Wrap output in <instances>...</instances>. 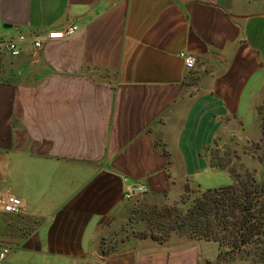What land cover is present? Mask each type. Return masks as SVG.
<instances>
[{"label": "crops", "instance_id": "obj_1", "mask_svg": "<svg viewBox=\"0 0 264 264\" xmlns=\"http://www.w3.org/2000/svg\"><path fill=\"white\" fill-rule=\"evenodd\" d=\"M17 31L19 55L0 50V264L213 261L210 240L123 233L122 194L228 183L215 152L237 148L264 96V0H0V39Z\"/></svg>", "mask_w": 264, "mask_h": 264}, {"label": "rangeland", "instance_id": "obj_2", "mask_svg": "<svg viewBox=\"0 0 264 264\" xmlns=\"http://www.w3.org/2000/svg\"><path fill=\"white\" fill-rule=\"evenodd\" d=\"M263 99L255 106L253 117L250 116L251 114H245L247 116L245 120L248 124L244 132H239L237 148H233L232 144L231 149L225 146L221 152H215L216 162L229 176L228 183H235L237 180L243 179L245 174L253 176L256 182L263 180V144L260 114L257 112V108L262 104ZM202 190L199 186L184 183L181 190L174 195L152 193L147 190L138 193L130 198L133 206L126 226L122 227L121 230L127 235L135 230L136 236H142V238H147L148 234L156 235L157 238H164L167 234L170 237L168 248H181L189 245L192 240L188 239L194 238L189 235L187 224L182 221L181 217L185 215L193 199L198 197ZM196 245L205 255H211L216 248L212 242H207L206 245L202 243ZM250 250L249 255H244L243 253H225L222 248H218L216 258L213 261L210 262L205 258L200 264H264L257 259L253 252L255 249L252 247Z\"/></svg>", "mask_w": 264, "mask_h": 264}, {"label": "trees", "instance_id": "obj_3", "mask_svg": "<svg viewBox=\"0 0 264 264\" xmlns=\"http://www.w3.org/2000/svg\"><path fill=\"white\" fill-rule=\"evenodd\" d=\"M257 112L263 144V180L256 182L245 174L235 183L205 188L181 219L191 238L213 241L225 253L249 255L253 247L257 259L264 263V99ZM147 237L162 243L169 236Z\"/></svg>", "mask_w": 264, "mask_h": 264}, {"label": "built area", "instance_id": "obj_4", "mask_svg": "<svg viewBox=\"0 0 264 264\" xmlns=\"http://www.w3.org/2000/svg\"><path fill=\"white\" fill-rule=\"evenodd\" d=\"M76 25H65L59 29L46 30L40 35L33 37L32 45L34 48H40L42 43L46 40L64 39L73 35L77 31ZM25 36L22 32L17 31L12 36L4 39H0V50L6 52L9 56H17L21 50V44L24 42ZM179 57L182 59L183 67L186 70H192L196 64V58L184 52L179 53ZM146 191V187L143 183H131L126 185L123 191V198L130 199L132 196ZM2 210L5 213L16 214L21 211V201L18 197L8 194L4 197L2 203ZM8 249L2 248L0 250V261L7 254Z\"/></svg>", "mask_w": 264, "mask_h": 264}, {"label": "water", "instance_id": "obj_5", "mask_svg": "<svg viewBox=\"0 0 264 264\" xmlns=\"http://www.w3.org/2000/svg\"><path fill=\"white\" fill-rule=\"evenodd\" d=\"M1 26L4 27V28L10 27V25H5V24H2Z\"/></svg>", "mask_w": 264, "mask_h": 264}]
</instances>
